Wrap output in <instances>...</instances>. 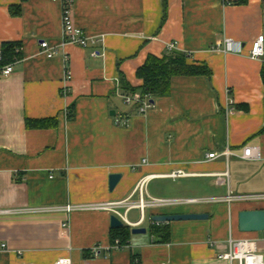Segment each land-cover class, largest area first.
I'll list each match as a JSON object with an SVG mask.
<instances>
[{
  "label": "crops",
  "instance_id": "1",
  "mask_svg": "<svg viewBox=\"0 0 264 264\" xmlns=\"http://www.w3.org/2000/svg\"><path fill=\"white\" fill-rule=\"evenodd\" d=\"M61 12V0H0V46L23 47L10 75L0 69V211L137 199L140 183L147 199L198 200L148 208L140 225L136 208L128 225L148 231L120 249L106 210L0 213V264H230L220 257L230 237L259 239L264 254V232L239 225L241 211L264 209V198H239L264 194V159L238 155L247 144L264 153V60L249 55L264 35V0H74L76 24L99 39L85 48L59 44ZM228 38L243 53L213 50ZM171 41L211 74L173 77L171 93L140 113L122 79L142 85L137 69ZM177 212L208 217L169 222L160 242L152 215Z\"/></svg>",
  "mask_w": 264,
  "mask_h": 264
},
{
  "label": "built area",
  "instance_id": "2",
  "mask_svg": "<svg viewBox=\"0 0 264 264\" xmlns=\"http://www.w3.org/2000/svg\"><path fill=\"white\" fill-rule=\"evenodd\" d=\"M62 1V38L60 41V45L62 47H66L70 44H76L83 48L88 47L90 45H97L99 43V39L97 37H90L86 34L85 30L79 27L74 19V0H61ZM41 47L48 57H53L55 55L54 47L47 41H41ZM244 45L241 42L234 40L233 38L225 39L223 42H219L213 47L214 49L222 50L223 52H238L243 53ZM173 49L178 48V42L171 41V43L167 44V50L171 51ZM23 50L22 46L17 47V51L21 52ZM249 55L253 59H263L264 60V35H259L257 40L253 42L252 46L249 50ZM3 59V49L0 46V61ZM20 58H16L12 63L6 64L0 69L3 74L10 75L14 70V63L20 61ZM67 80H69L72 76V72L67 70ZM66 87V86H65ZM67 89V87L65 88ZM126 104H138V111L140 113H145L148 109L154 106V102L152 101L151 96L149 95H141L140 92H130L123 96ZM68 114H70V110H67ZM116 123L126 125L128 120L125 117H116ZM222 155L230 157L232 154H236L233 151L226 149L222 152ZM243 159L249 160H261L264 159V153L261 151L259 146H253L247 144L242 151V154H238ZM210 158L217 157V154L210 153ZM182 172H175L172 174L173 177L178 175H182ZM144 186L140 183L137 190L139 191V197L137 199H132L130 197L126 199H121L119 201H104V202H90V203H68L61 205H47V206H33V207H19L18 209H4L1 210L0 213H18L26 212H62L65 211L67 213H71L76 210H97V211H109L112 214L120 217L125 223L131 224L128 217V212L133 208H138L141 211V217L136 222V224H142L145 219L144 211L148 208H162L177 205L182 202H194L197 201V198L191 199H172V198H154L149 197L148 199L144 197L143 193ZM231 199L233 198L230 196ZM242 199L248 198H264V194L253 196H239ZM123 209V210H122ZM229 248L226 252L221 253L222 258L228 260L230 264H264V254L262 253V248L260 246V240L255 238H229ZM114 248L120 249L121 247L126 246L125 244L119 243L117 240L115 242ZM2 247H5L3 245ZM97 249H95V253ZM54 264H80L79 262H75L73 259L69 257H63L58 259Z\"/></svg>",
  "mask_w": 264,
  "mask_h": 264
},
{
  "label": "trees",
  "instance_id": "3",
  "mask_svg": "<svg viewBox=\"0 0 264 264\" xmlns=\"http://www.w3.org/2000/svg\"><path fill=\"white\" fill-rule=\"evenodd\" d=\"M167 2L168 0H164L165 5H167ZM18 46L21 45L17 42L2 44L3 59L0 61V67L12 63L16 58H21L22 51H17ZM137 70V77L142 81V85L135 87L123 78L122 85L124 89L130 92H140L141 95H149L152 98L169 95L172 91L171 82L175 76L201 74L210 76L211 74L209 67L205 64L199 65L188 61V55L179 49L167 50L163 57L151 54ZM149 228L152 234L158 236L160 242L170 240L171 227H169V223L158 224L154 222ZM132 235V228L128 224H125L120 226V228H113L112 241L114 243L118 240L119 243L126 244Z\"/></svg>",
  "mask_w": 264,
  "mask_h": 264
},
{
  "label": "water",
  "instance_id": "4",
  "mask_svg": "<svg viewBox=\"0 0 264 264\" xmlns=\"http://www.w3.org/2000/svg\"><path fill=\"white\" fill-rule=\"evenodd\" d=\"M122 177V173H114L110 175V186L111 190L115 189ZM208 214L203 213H162L152 215V221L158 224L160 223H169L177 220H191V219H206ZM125 222L118 216L112 214L111 216V226L113 228H120ZM239 225L240 229L243 232L256 231L264 232V209L256 210L249 209L241 211L239 214ZM147 228L142 226H134L132 229L133 234L147 233Z\"/></svg>",
  "mask_w": 264,
  "mask_h": 264
},
{
  "label": "rangeland",
  "instance_id": "5",
  "mask_svg": "<svg viewBox=\"0 0 264 264\" xmlns=\"http://www.w3.org/2000/svg\"><path fill=\"white\" fill-rule=\"evenodd\" d=\"M152 209H159V208H152ZM122 210H123V209H122ZM129 214H130V215H129V219H130L131 221H134V219H137V218H139V216H140V214H139V210L136 209V208H134V210H132ZM148 223H149V220H147V221L144 223V225H145V226H148Z\"/></svg>",
  "mask_w": 264,
  "mask_h": 264
}]
</instances>
